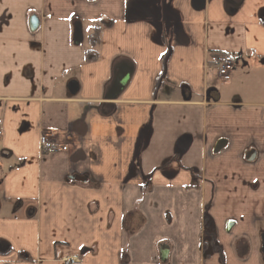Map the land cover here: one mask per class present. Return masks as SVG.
I'll return each instance as SVG.
<instances>
[{
    "label": "crops",
    "instance_id": "obj_1",
    "mask_svg": "<svg viewBox=\"0 0 264 264\" xmlns=\"http://www.w3.org/2000/svg\"><path fill=\"white\" fill-rule=\"evenodd\" d=\"M0 127V264H264V0H0Z\"/></svg>",
    "mask_w": 264,
    "mask_h": 264
},
{
    "label": "water",
    "instance_id": "obj_2",
    "mask_svg": "<svg viewBox=\"0 0 264 264\" xmlns=\"http://www.w3.org/2000/svg\"><path fill=\"white\" fill-rule=\"evenodd\" d=\"M89 1H94V0H89ZM30 27L31 30L33 32H36L39 27H40V20L38 19V17L33 16L30 18ZM83 42V32H82V27L81 24H77L76 25V31H75V35H74V43L76 45H80ZM132 73L126 74L124 75L122 78H120V80L118 81L116 87H115V91H114V95H113V99H117L119 97V95L125 90V88L127 87L131 77H132ZM69 90L71 92L72 95H76L79 91V85L76 82H72L69 85ZM226 142L225 141H219L214 149V154H218L222 151V149L225 147ZM246 159L248 162H253L257 159V153L256 151H251L246 155ZM71 181H79V182H85L87 181V178L85 177H80V176H74L70 178ZM169 252L170 249L168 246H163L160 250V258H161V262L162 263H166L169 259ZM263 252H264V248H263ZM88 253L87 249H84L81 252V255H85Z\"/></svg>",
    "mask_w": 264,
    "mask_h": 264
},
{
    "label": "built area",
    "instance_id": "obj_3",
    "mask_svg": "<svg viewBox=\"0 0 264 264\" xmlns=\"http://www.w3.org/2000/svg\"><path fill=\"white\" fill-rule=\"evenodd\" d=\"M209 63L215 68L217 76L222 83L227 84L231 81L236 63L234 57L224 53H217L210 56ZM2 135L3 130L0 127V137ZM41 148L44 152L56 153L63 147L51 135L46 134L41 137ZM78 262L79 258L77 257L65 259L66 264H75Z\"/></svg>",
    "mask_w": 264,
    "mask_h": 264
},
{
    "label": "trees",
    "instance_id": "obj_4",
    "mask_svg": "<svg viewBox=\"0 0 264 264\" xmlns=\"http://www.w3.org/2000/svg\"><path fill=\"white\" fill-rule=\"evenodd\" d=\"M99 29H96L93 33L91 40H92V48L87 52L86 60L87 62H94L98 59V53L96 51L97 47L99 46L100 40H99ZM213 244V249H216L215 243ZM220 252V251H219Z\"/></svg>",
    "mask_w": 264,
    "mask_h": 264
},
{
    "label": "flooded vegetation",
    "instance_id": "obj_5",
    "mask_svg": "<svg viewBox=\"0 0 264 264\" xmlns=\"http://www.w3.org/2000/svg\"><path fill=\"white\" fill-rule=\"evenodd\" d=\"M231 228H232V223H229L227 225L228 231L231 230ZM260 243L262 244V253L264 254V252H263V248H264V233H261V235H260Z\"/></svg>",
    "mask_w": 264,
    "mask_h": 264
},
{
    "label": "rangeland",
    "instance_id": "obj_6",
    "mask_svg": "<svg viewBox=\"0 0 264 264\" xmlns=\"http://www.w3.org/2000/svg\"><path fill=\"white\" fill-rule=\"evenodd\" d=\"M84 40H83V42H84V45H88L89 44V42H88V39H87V31L85 30V32H84Z\"/></svg>",
    "mask_w": 264,
    "mask_h": 264
}]
</instances>
